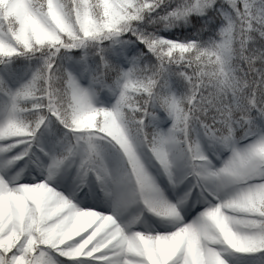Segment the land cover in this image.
Returning <instances> with one entry per match:
<instances>
[{"label":"snow or ice","instance_id":"snow-or-ice-1","mask_svg":"<svg viewBox=\"0 0 264 264\" xmlns=\"http://www.w3.org/2000/svg\"><path fill=\"white\" fill-rule=\"evenodd\" d=\"M0 264H264V0H0Z\"/></svg>","mask_w":264,"mask_h":264}]
</instances>
